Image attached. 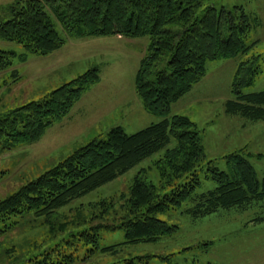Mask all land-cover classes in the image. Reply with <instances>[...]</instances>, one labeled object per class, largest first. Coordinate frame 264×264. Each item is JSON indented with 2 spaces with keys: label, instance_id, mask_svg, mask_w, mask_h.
<instances>
[{
  "label": "trees",
  "instance_id": "trees-1",
  "mask_svg": "<svg viewBox=\"0 0 264 264\" xmlns=\"http://www.w3.org/2000/svg\"><path fill=\"white\" fill-rule=\"evenodd\" d=\"M3 12L9 20L0 21V41L21 45L41 57L67 44L55 24L69 39L148 38L135 90L144 109L162 121L133 135L121 127L113 128L1 201L0 239L25 227L30 232H45L43 239L30 241L25 250L18 251L15 245L0 240L1 264L4 256L11 264H75L73 253L79 244L92 245V254L101 251L113 256L122 247L156 244L179 231L178 226L158 216L190 199L195 206L187 213L195 219L264 201V178L259 180L253 165L239 153L226 158L227 172L209 161L206 179L217 186L196 196L202 185L199 172L207 159L201 134L188 117L171 115L172 106L206 76L208 62L247 55L256 45L248 46L247 39L259 21L244 7L219 9L211 0H16ZM13 58L12 53L0 50V74L13 68ZM260 73L259 57L238 67L228 114L253 122L264 120V92H243ZM100 81V70L91 69L40 100L16 109L9 118L0 119V155L38 143ZM162 151L164 155L155 163L159 186L146 182L143 174L147 171L143 170L128 195L120 197V211L116 201L103 204L105 209L90 220L100 221L97 225L81 228L88 224L84 218L77 224L63 222L60 212L64 208ZM111 213L120 216L108 222ZM103 229L124 231L126 242L101 249ZM134 260L127 262L135 264Z\"/></svg>",
  "mask_w": 264,
  "mask_h": 264
},
{
  "label": "rangeland",
  "instance_id": "rangeland-1",
  "mask_svg": "<svg viewBox=\"0 0 264 264\" xmlns=\"http://www.w3.org/2000/svg\"><path fill=\"white\" fill-rule=\"evenodd\" d=\"M15 1L0 0V21L9 20L3 10ZM211 3L228 10L242 6L258 19L259 24L247 39L248 46L256 44L247 55L208 62L203 80L171 108V115L186 116L196 124L205 148L207 159L199 172L202 185L196 196L211 192L217 186L213 180L206 179V164L213 161L214 166L227 172L226 158L235 153L250 161L259 180L264 178V120L253 122L227 113V103L233 99L231 86L236 71L253 57H259L261 73L243 92L246 95L264 92V0H211ZM55 25L67 44L50 56H37L21 45L0 41V50L14 55L13 68L0 74V119L9 118L16 109L40 100L91 69L100 67L102 83L85 93L70 114L50 128L38 143L0 155V202L41 177L74 151L96 138L105 137L113 128L120 126L133 135L162 121L144 109L135 90L137 72L147 54L148 38L69 39L60 25ZM166 63L167 58L163 65ZM174 146L175 142L171 147ZM164 152L64 208L60 212L65 219L63 222L77 224L84 218L88 224L81 228L97 225L100 221L96 219L90 223V220L105 209L103 204L116 201V209L120 211V197L128 195L134 179L143 170L147 171L143 172L145 181L159 186L155 163ZM192 200L158 216L169 225L178 226L176 234L156 244L122 247L115 256L101 251L92 254V245L79 244L73 253L77 259L75 264H132L127 262L132 259L135 264H264V201L195 219L187 213L195 206ZM116 216L119 217V213H111L107 221L112 222ZM25 229L0 240L11 247L15 245L19 251L27 249L30 241L45 236L43 230L30 232ZM125 242L124 231H100L101 249ZM3 262L12 263L5 256Z\"/></svg>",
  "mask_w": 264,
  "mask_h": 264
},
{
  "label": "crops",
  "instance_id": "crops-1",
  "mask_svg": "<svg viewBox=\"0 0 264 264\" xmlns=\"http://www.w3.org/2000/svg\"><path fill=\"white\" fill-rule=\"evenodd\" d=\"M118 39H123V38H122V37H118ZM141 61H142V60H141ZM97 68L100 69V67H97ZM138 71H139V70H138ZM137 73H138V72H137ZM100 83H102V79H101V82H100ZM100 83H99V84H100ZM99 84H98V86H99ZM153 124H154V123H153ZM151 125H152V124H151ZM151 125H150V126H151ZM117 127H120V126H117ZM121 128H122V127H121Z\"/></svg>",
  "mask_w": 264,
  "mask_h": 264
}]
</instances>
